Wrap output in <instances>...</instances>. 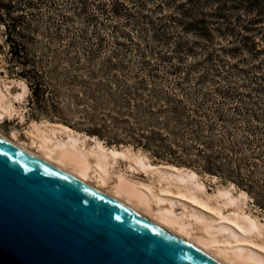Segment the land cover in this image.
<instances>
[{
  "label": "rangeland",
  "instance_id": "rangeland-1",
  "mask_svg": "<svg viewBox=\"0 0 264 264\" xmlns=\"http://www.w3.org/2000/svg\"><path fill=\"white\" fill-rule=\"evenodd\" d=\"M40 1L37 10L30 9L33 16L29 13L26 19H33L31 26H37L38 49L45 44L54 51L50 53L54 56L50 66L61 70L74 61V52L66 58L60 52V46L69 42H72L73 49L84 53L81 62L102 63L104 57L113 54V60L118 61L123 69L121 74L126 72L131 74L127 75L130 77L137 75L147 80L155 79L160 86L179 77L186 95L201 104L203 110L218 107L232 115L239 124L242 115L233 111L234 106H238L239 112L246 110V115L257 120L255 124L264 133V0H257L254 7L255 0L246 3L238 0H118L125 7L118 15L111 14L115 0H80L79 3L75 0ZM99 1L105 3L106 11L99 13L97 23L91 25L87 18ZM116 6L119 7L118 4ZM170 16L178 17V23L169 21ZM151 22L165 27L152 29ZM56 32L61 33L63 40L56 39ZM4 38V25L0 22V87L3 90L7 87L4 85H8L6 82L12 79H22L26 83L9 66L8 46ZM47 39H50L49 44ZM99 39H102L101 43ZM174 67L179 71L171 73ZM117 76L121 77L118 73ZM28 94L29 90L27 97L15 102L18 112L10 118L0 119L3 135L9 136L15 130L20 141H27L25 130L31 121L46 119L55 122L43 115H31ZM259 137L255 135V143ZM102 140L107 146L127 144L134 148L131 143ZM88 141L91 142L90 139ZM252 147L251 150H258L255 145ZM137 148L143 150L153 163H170L141 147L134 149ZM243 149L247 152L249 148L243 145ZM183 166L199 175L209 192L216 185L230 182L198 167ZM114 167L126 171L136 180L150 182L148 173L143 170H134L131 174L122 159ZM259 171H262L261 167ZM212 175L216 176L215 180ZM256 175L261 176L258 172ZM235 187L234 193L241 189ZM248 196L250 199L245 210L249 209L264 219V209ZM179 207L178 203L175 208L179 210ZM233 207L227 206L224 211Z\"/></svg>",
  "mask_w": 264,
  "mask_h": 264
},
{
  "label": "trees",
  "instance_id": "trees-1",
  "mask_svg": "<svg viewBox=\"0 0 264 264\" xmlns=\"http://www.w3.org/2000/svg\"><path fill=\"white\" fill-rule=\"evenodd\" d=\"M41 2L0 0L7 59L27 83L33 117L43 115L109 142L131 143L177 166L198 167L234 183L264 209V133L256 119L246 115V110L239 112L238 106L233 111L242 115L239 124L218 107L203 110L186 95L179 77L160 86L155 79L121 74L123 69L113 54L104 57L102 63L81 62L84 53L73 49L72 42L60 46V52L64 58L74 52V61L61 70L50 66L54 51L45 44L38 49L37 26H31L33 19H26L27 14L32 15L30 9L37 10ZM104 6L99 1L91 8L87 18L91 25L97 23L99 13H105ZM121 9H125L122 3L113 1L111 14L118 15ZM169 21L178 23V17L170 16ZM150 25L155 30L165 27L153 22ZM55 37L63 40L61 33L56 32ZM178 71L174 67L171 73ZM255 135L260 136L256 143ZM243 145L248 146L247 152ZM252 145L258 150H251Z\"/></svg>",
  "mask_w": 264,
  "mask_h": 264
},
{
  "label": "water",
  "instance_id": "water-1",
  "mask_svg": "<svg viewBox=\"0 0 264 264\" xmlns=\"http://www.w3.org/2000/svg\"><path fill=\"white\" fill-rule=\"evenodd\" d=\"M0 264H222L0 137Z\"/></svg>",
  "mask_w": 264,
  "mask_h": 264
},
{
  "label": "bare ground",
  "instance_id": "bare-ground-1",
  "mask_svg": "<svg viewBox=\"0 0 264 264\" xmlns=\"http://www.w3.org/2000/svg\"><path fill=\"white\" fill-rule=\"evenodd\" d=\"M6 83L5 90L0 87V119L18 112L15 102L28 93L22 79ZM25 134L27 141H20L15 130L9 136L0 132V137L114 197L222 264H264V219L245 210L250 197L242 189L234 193L232 182L209 192L188 167L153 163L140 148L107 146L96 135L46 119L31 121ZM121 159L131 174L147 172L150 182L114 167Z\"/></svg>",
  "mask_w": 264,
  "mask_h": 264
}]
</instances>
